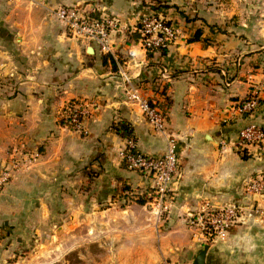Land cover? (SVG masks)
<instances>
[{"label":"crops","instance_id":"crops-1","mask_svg":"<svg viewBox=\"0 0 264 264\" xmlns=\"http://www.w3.org/2000/svg\"><path fill=\"white\" fill-rule=\"evenodd\" d=\"M157 1L167 6L162 13L179 34L165 53H146L139 44V20L151 13L155 1L0 0V172L14 160L25 163L26 157L38 156L35 163L21 166L0 194V225H21L22 202L29 205V196L47 219L50 201L64 184L78 199L75 211L108 218L120 235L131 227L127 221L139 219L150 227L149 239L158 240L161 256L193 264L206 243L189 228L186 216L205 202L254 203L264 215V196L246 191L264 173V149L250 148L243 159L234 146L244 128H264V28L247 23L226 27L219 16L189 15L187 0ZM61 7H85L117 18L113 55L71 37L55 15ZM122 71L146 97L170 102L166 135L156 132L140 106L127 99ZM250 94L262 103L243 116L238 108ZM78 100L97 107L85 123L87 135L61 124L65 106ZM123 120L133 126L144 154L161 156L169 138L177 143L179 171L163 217L153 211L152 198L121 206L126 194H153L152 180L120 160L126 139L114 127ZM83 185L86 201L81 199ZM258 227L232 229L226 241L210 245L206 264H225L234 253L250 255Z\"/></svg>","mask_w":264,"mask_h":264},{"label":"built area","instance_id":"built-area-1","mask_svg":"<svg viewBox=\"0 0 264 264\" xmlns=\"http://www.w3.org/2000/svg\"><path fill=\"white\" fill-rule=\"evenodd\" d=\"M152 1V0H151ZM55 15L63 22L71 37L93 44L103 55H113L114 48L111 35L119 30V20L110 15H98L94 9L85 7H61ZM137 32L140 35L139 44L146 53L160 52L171 48L178 39V31L171 21L162 13L151 9V13L143 16L138 23ZM121 86L127 99L140 106L147 122L152 128L166 135L167 115L163 101H153L158 105L152 106L150 98L141 93L140 88L132 79L121 72ZM259 98L253 94L244 100L238 108L243 116L252 115L260 106ZM94 104L78 100L67 104L63 110V118L67 120L70 130L87 135L85 123L96 112ZM68 127V129H69ZM67 128V127H66ZM223 148L226 143H222ZM238 153L248 151L250 148L264 149V128L250 125L238 134L235 142ZM120 160L125 167L150 178L153 182V205L156 214L161 217L168 212L172 200V184L179 171L178 146L173 138L168 139L167 150L161 156L153 157L138 150L133 138L126 139L125 148L120 152ZM36 160L26 157L25 163L14 160L0 172V194L11 183L15 172L23 165H30ZM246 191L252 196H264V173L256 175L246 186ZM152 194V195H153ZM262 215V210L254 203L248 206L240 204L214 205L205 202L201 210L186 216L189 228L198 231L204 242H224L229 232L238 227L245 219ZM163 264H177L165 261Z\"/></svg>","mask_w":264,"mask_h":264},{"label":"rangeland","instance_id":"rangeland-1","mask_svg":"<svg viewBox=\"0 0 264 264\" xmlns=\"http://www.w3.org/2000/svg\"><path fill=\"white\" fill-rule=\"evenodd\" d=\"M185 7L188 8L187 12L191 16H198L203 12L219 16L226 22V27H240L242 23H247L256 28L262 25L264 28V0H187ZM213 22L216 24L215 19ZM62 188L61 194L54 196L53 201H50V203L53 202V208L47 219L43 218L42 211H37L39 205L35 204L34 196H29V205L22 202L26 210L23 211L21 218L25 221L21 220L22 224L18 226L0 225V264H163L165 261L175 262L159 254L158 240L149 239L150 237L145 233H149L150 227L143 226V223L139 224V219L135 222L127 221L126 224L131 227H127L126 233L120 235L118 231L111 230L108 218H96L92 217L91 213L88 215L89 212L75 211L73 207L78 199L64 184ZM80 191L84 193L82 201H86L85 185ZM149 194L146 196L126 194L124 202L121 200V206L125 208L132 203H138L136 198H146L147 202L148 198L155 197L154 194ZM69 200H72L73 204H70ZM166 213L163 212L161 217ZM139 225H141L140 229ZM256 225L259 226L257 229L259 233L251 246L253 252L250 255L244 252L229 255L225 264H264V228L260 227L264 226V215L258 216L255 220H246L239 226L253 227ZM245 239L249 240L250 237ZM204 243L209 246L213 244Z\"/></svg>","mask_w":264,"mask_h":264},{"label":"trees","instance_id":"trees-1","mask_svg":"<svg viewBox=\"0 0 264 264\" xmlns=\"http://www.w3.org/2000/svg\"><path fill=\"white\" fill-rule=\"evenodd\" d=\"M152 1H155L154 3H153V6H151V9L152 10H155V11H157V12H162L164 9H165V7H167V6H164V5H162L159 1H157V0H152ZM201 35V33H200V31L197 33V35H196V38H195V40H198V38H199V36ZM139 39H140V35H139ZM160 52H163V53H165L166 52V50H162V51H160ZM108 57L106 56L105 57V59H107ZM114 63V62H113ZM253 94H250L249 95V97L247 98V99H249L251 96H252ZM154 101V100H153ZM153 101H152V99H150V102H151V105L152 106H156V105H158L157 103H153ZM260 102V104L262 103L261 102V100L259 101ZM169 101H167V103H165V106H167V109L165 110V114L167 115V111H168V105H169ZM61 124H62V126H64V127H69V126H67V120H65V118H62V121H61ZM69 129H70V127H69ZM114 129L116 130V132L122 137V138H124V139H129V138H133L134 140H135V137H134V128H133V126L129 123V122H127V121H120L115 127H114ZM240 155L243 157V159H248V154H247V152L246 151H244V152H242V153H240ZM123 165L125 166V164L123 163ZM127 190H129V188H126ZM137 200H138V203L139 204H145L146 203V198H143V199H138V198H136Z\"/></svg>","mask_w":264,"mask_h":264},{"label":"water","instance_id":"water-1","mask_svg":"<svg viewBox=\"0 0 264 264\" xmlns=\"http://www.w3.org/2000/svg\"><path fill=\"white\" fill-rule=\"evenodd\" d=\"M210 246L205 245L203 250L197 255L193 264H206V257Z\"/></svg>","mask_w":264,"mask_h":264}]
</instances>
